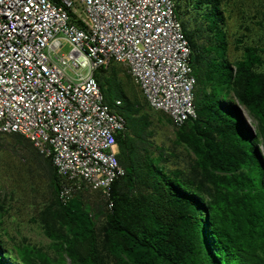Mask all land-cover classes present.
Segmentation results:
<instances>
[{"label": "trees", "instance_id": "obj_1", "mask_svg": "<svg viewBox=\"0 0 264 264\" xmlns=\"http://www.w3.org/2000/svg\"><path fill=\"white\" fill-rule=\"evenodd\" d=\"M174 1L196 79V118L174 129L176 140L194 155L199 175L187 178L180 169L166 171L159 165L161 153L153 157L144 149L139 158L136 144L150 124L133 118L137 108L125 94L118 97L125 130L117 135L116 156L124 174L110 186L106 212L94 213L85 199L88 192L62 201L61 179L44 157L51 205L57 207L51 219L48 211L43 213L44 233L71 264H108L102 249L112 264H264V69L257 70L264 66V48L244 46L241 58L231 62L221 1L194 0L192 7L183 0L200 24L193 30L181 20L179 0ZM198 36L203 43L198 44ZM216 46H222V58ZM223 68L229 70L227 80L222 79ZM215 79L228 99L221 98ZM240 106L256 120V130L247 125ZM101 215L106 222L99 244L96 220ZM37 259L49 264L28 248L10 249L0 234V264H36Z\"/></svg>", "mask_w": 264, "mask_h": 264}, {"label": "built area", "instance_id": "obj_2", "mask_svg": "<svg viewBox=\"0 0 264 264\" xmlns=\"http://www.w3.org/2000/svg\"><path fill=\"white\" fill-rule=\"evenodd\" d=\"M190 56L174 0H0V134H20L50 158L62 201L108 198L124 174L116 141L125 118L94 72L124 65L176 129L196 118Z\"/></svg>", "mask_w": 264, "mask_h": 264}, {"label": "rangeland", "instance_id": "obj_3", "mask_svg": "<svg viewBox=\"0 0 264 264\" xmlns=\"http://www.w3.org/2000/svg\"><path fill=\"white\" fill-rule=\"evenodd\" d=\"M188 1L194 7V0ZM220 1L226 18L225 29L229 42L230 61L241 58L244 46L264 48V0ZM183 2V0L177 2L182 16L181 20L184 23L187 22L188 28L193 30L196 25L200 24L193 17L194 11H191ZM214 9H217V4L214 5ZM198 37V44L203 43V37ZM215 48L218 57L222 58V46ZM68 50V45L62 48L64 52ZM262 56L264 58V54ZM223 69L225 73L222 79L227 80L229 70ZM263 69L264 66L257 68L260 71ZM94 76L108 103H114L118 97L125 94L126 100L137 108L133 118L136 121L146 120L150 124L142 135L143 141L136 144V154L139 158L146 153L144 149L150 151L153 157L161 153L162 160L159 165L166 171L180 169L187 178L199 175L194 155L176 140V130L167 122V116L149 107L124 65L112 64L108 68H99ZM215 85L221 98L228 99L226 91L223 90L218 80ZM230 96L234 99L233 94ZM240 109L247 125L253 131L256 130V120L244 107L240 106ZM120 111L123 114L124 111L121 109ZM202 124L200 120V125ZM130 132L128 130L127 134ZM49 171L45 158L36 153L24 137L18 134H0V234L10 249L28 248L31 252L44 257V260L47 258L49 264H71L68 257L65 255L61 257L53 250L52 242L44 233L43 213L48 211L51 219L52 213L57 208L51 205L54 197ZM85 199L91 204L94 213L101 210L106 212L105 198L101 193L88 192ZM48 207L49 210H47ZM105 222V215L99 216L96 220L99 244L103 239ZM102 254L104 261L112 264L113 259L104 249H102ZM36 264H43L42 259H37Z\"/></svg>", "mask_w": 264, "mask_h": 264}, {"label": "snow or ice", "instance_id": "obj_4", "mask_svg": "<svg viewBox=\"0 0 264 264\" xmlns=\"http://www.w3.org/2000/svg\"><path fill=\"white\" fill-rule=\"evenodd\" d=\"M130 23L132 24V27L133 28H136V26L138 24L143 25V21H135V22H131L130 21ZM150 28H153V25L152 24L147 25V27L144 28L143 31H140L139 29H137V34L140 35L141 37H143L144 33L147 32L148 29H150ZM149 55H151V53H149Z\"/></svg>", "mask_w": 264, "mask_h": 264}, {"label": "crops", "instance_id": "obj_5", "mask_svg": "<svg viewBox=\"0 0 264 264\" xmlns=\"http://www.w3.org/2000/svg\"><path fill=\"white\" fill-rule=\"evenodd\" d=\"M228 50H229V45H228ZM227 56H228V51H227ZM167 122H168V121H167ZM170 124H171V123H170ZM52 246H54L53 243H52ZM52 248H53V247H52Z\"/></svg>", "mask_w": 264, "mask_h": 264}]
</instances>
